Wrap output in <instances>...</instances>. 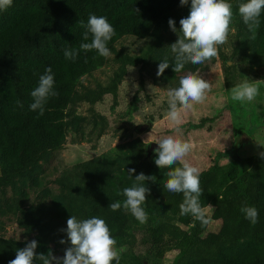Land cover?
I'll return each instance as SVG.
<instances>
[{
  "label": "trees",
  "instance_id": "obj_1",
  "mask_svg": "<svg viewBox=\"0 0 264 264\" xmlns=\"http://www.w3.org/2000/svg\"><path fill=\"white\" fill-rule=\"evenodd\" d=\"M229 2L233 6L235 31L228 58L244 57L255 66H264V14L256 39L252 40L238 14V5L244 0ZM190 3L191 0L185 6L180 5V0H13L7 10L0 11V173L27 171L18 186L19 195L14 199L10 215L20 228L32 234L27 240L0 237V264H8L15 258L16 250L33 239L38 241L37 254H47L52 250L51 245L60 246V230L64 228L58 226L67 227L71 215L79 220L94 216L104 219L117 242L115 248L133 235L129 230L133 229L136 218L123 207L112 211L108 205L126 199L123 189L134 184L136 175H154L151 171L156 165L155 153L148 154L141 139L132 141L121 176L115 159L106 162L91 158L53 178L50 182L54 189L46 184L48 181L34 165L41 152L62 147L71 125L77 130L85 120L84 116L73 114V106L80 102L93 105L106 94L115 98L129 67H138L140 72L152 67L157 74L158 64L167 56L169 67L157 77L162 84L174 87L183 73L205 67L207 61L200 65L188 63L182 73L173 71V55L168 46L176 42L178 35L170 29L168 21L173 19L179 29L180 19L189 14ZM90 14L107 17L114 27L115 35L107 46L116 66L106 82L96 81L93 87L79 91L80 78L109 60L94 49L79 48L81 43L91 42V34L88 41L83 40L85 28L80 23L86 25ZM124 35L149 38V41L138 53L129 54L115 46ZM68 47L79 50L74 61L64 57L63 49ZM220 58L225 87H233V76H228L230 66L225 65L227 57L221 54ZM48 67L52 69L58 95L48 99L40 115L39 110H30L31 92ZM17 101L23 104L22 108ZM206 120H201L195 128ZM259 153L244 159L236 156L226 164L216 160L201 171L200 202L205 207L211 205V214L206 216L220 221L217 231L207 230L208 224L202 226L193 216L191 219L187 216L186 222L192 223L189 230L174 223L176 215L182 216L179 206L183 194L167 191L165 182L146 181L150 194H146L142 205L148 213L143 243L172 244L177 253L169 264H264V158ZM131 168L135 169L132 178L128 173ZM169 169L158 168V172ZM245 205L258 210L256 224L241 212ZM119 264H123L121 259Z\"/></svg>",
  "mask_w": 264,
  "mask_h": 264
},
{
  "label": "rangeland",
  "instance_id": "obj_2",
  "mask_svg": "<svg viewBox=\"0 0 264 264\" xmlns=\"http://www.w3.org/2000/svg\"><path fill=\"white\" fill-rule=\"evenodd\" d=\"M234 31L232 20L227 43L218 46V56L207 61L205 67L198 70L211 83V90L204 103L195 104L193 110L185 115L179 132L171 131L173 128L166 118L169 110L166 93L174 86L162 84L152 67L142 72L138 67H129L127 75L118 85L115 98L106 94L93 105L80 102L73 106V114L84 116L85 120L77 130L73 125L67 129L61 148L39 154L34 165L39 170V175H44V179L48 181L46 184L55 189V185L50 182L53 178L78 162L98 158L106 162L115 159L116 166L119 167L118 175L121 176L127 163L124 157L136 138L145 141L148 154L154 152V149L148 152L150 143L167 135L191 142L193 148L187 159L199 167L200 171L216 160L219 164H226L236 156L244 159L264 151V84H261L259 94L251 102L232 100V87L226 88L224 84L225 70L221 54L227 57L225 65L230 66L228 76H233L235 85L246 79L264 80V66H255L244 57L228 58ZM148 41L149 38L124 35L116 41L115 46L129 54H135ZM115 66L112 56L109 57L105 65L82 76L77 89L83 91L93 87L96 81L106 82ZM206 118L205 124L195 128V125ZM147 122L150 126L138 129L139 125ZM101 129L103 131L99 135ZM219 153L223 156L218 157ZM176 166L179 165H174L173 168ZM170 170L173 169L168 171ZM151 172L157 178L156 183L166 182L168 179L167 172H158L156 165ZM26 173L27 171L11 175L0 173V237L27 240L32 235L20 228L10 215L14 199L19 195L18 186ZM211 211L212 207L207 208L206 215L210 216ZM187 216L193 218L191 214L179 217L176 215L173 221L184 230H189L192 223L186 222ZM146 223L138 220L134 222L133 229L129 230L133 235L121 247L116 248L123 264H169L176 255L177 250L172 244L163 246L143 243ZM219 227V220L209 219L207 230L217 231ZM58 228L66 229L64 224ZM59 238L67 240L66 232H61ZM70 246V241L58 247L51 245V251L54 256L62 257L65 249Z\"/></svg>",
  "mask_w": 264,
  "mask_h": 264
},
{
  "label": "clouds",
  "instance_id": "obj_3",
  "mask_svg": "<svg viewBox=\"0 0 264 264\" xmlns=\"http://www.w3.org/2000/svg\"><path fill=\"white\" fill-rule=\"evenodd\" d=\"M13 0H0V11L7 10ZM189 4V0H180V5ZM229 0H191L189 14L179 21L180 28H176V22L169 19L170 29L177 33L178 39L168 47L173 55V71L182 73L185 65L204 64L218 56V46L227 43L233 11ZM139 11L138 9H136ZM238 14L244 25L251 33V39L255 40L257 30L261 24L260 17L264 14V0H244L238 5ZM83 40L88 41L91 34V42L81 43L80 50H96L102 57L112 56L108 42L115 35V29L107 17L90 14L85 25ZM65 59L75 60L79 50L68 47L63 49ZM169 59L166 56L159 64L157 76L164 73L169 67ZM264 80H244L231 89V98L234 101H253L259 94V88ZM211 90V83L205 80L199 71L189 70L179 78L177 87L167 90V122L177 132L184 121L185 115L192 111L195 104H202L207 99V93ZM54 90V75L51 67L46 68L45 73L39 77L38 86L31 92L33 102L29 105L30 110H39L43 115L44 105L50 97L57 96ZM19 107L23 104L17 101ZM150 133L148 134V138ZM147 138V139H148ZM146 139V140H147ZM145 142V141H144ZM158 147L154 149V163L160 169L172 168L166 173L168 179L164 187L171 193H182L183 202L180 204L181 215L191 214L201 225H207L209 219L206 216L207 208L201 205L200 199L203 190L200 185V168L194 166L187 157L192 151L191 142L182 140L173 135L164 136L154 141ZM264 158V152L259 153ZM174 165H179L173 168ZM130 178L135 169H128ZM135 182L131 187L123 189L122 195L126 198L110 203L108 207L116 211L123 207L140 223L147 222L148 213L142 205L146 201V194H150V188L145 185L146 181L156 182L154 175L146 176L144 173L136 175ZM241 212L245 214L253 225L258 222V210L254 206H242ZM67 240L61 239L59 243L65 244L70 241L71 246L66 248L62 257L54 256L49 250L47 254H37L38 241L33 239L26 246L16 250L15 258L8 264H119L120 256L115 248L116 240L111 235L106 221L99 217L79 220L71 215L67 219Z\"/></svg>",
  "mask_w": 264,
  "mask_h": 264
},
{
  "label": "water",
  "instance_id": "obj_4",
  "mask_svg": "<svg viewBox=\"0 0 264 264\" xmlns=\"http://www.w3.org/2000/svg\"><path fill=\"white\" fill-rule=\"evenodd\" d=\"M148 126H150L149 122L139 125L138 129L142 130V129L147 128ZM157 147H158V145L155 142H151L150 145H149V148H148V152H150L152 149H155Z\"/></svg>",
  "mask_w": 264,
  "mask_h": 264
}]
</instances>
